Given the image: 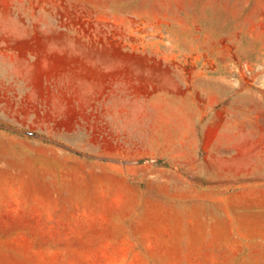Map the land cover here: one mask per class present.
<instances>
[{"label":"rangeland","instance_id":"obj_1","mask_svg":"<svg viewBox=\"0 0 264 264\" xmlns=\"http://www.w3.org/2000/svg\"><path fill=\"white\" fill-rule=\"evenodd\" d=\"M242 91L264 0H0V124L85 153L0 127V264H212L163 193L212 184Z\"/></svg>","mask_w":264,"mask_h":264},{"label":"crops","instance_id":"obj_2","mask_svg":"<svg viewBox=\"0 0 264 264\" xmlns=\"http://www.w3.org/2000/svg\"><path fill=\"white\" fill-rule=\"evenodd\" d=\"M238 94L212 112L213 144L228 146L211 161L212 184L163 193L178 210V241L191 236L212 264H264V106L252 91Z\"/></svg>","mask_w":264,"mask_h":264},{"label":"water","instance_id":"obj_3","mask_svg":"<svg viewBox=\"0 0 264 264\" xmlns=\"http://www.w3.org/2000/svg\"><path fill=\"white\" fill-rule=\"evenodd\" d=\"M0 127L8 129V130H11V131H15V132H18V133H22V134L30 135V136H33V137L41 138V139H44V140H48L50 142H53V143H55L57 145H60V146H62L64 148H66L68 150H71V151H74L76 153L85 155V153L83 151L78 150V149L72 147L71 145L61 141V140H58L56 138H53L51 136H47L45 134H42V133H39V132H36V131H33V130H29V129L22 128V127H16V126H12V125H7V124H0Z\"/></svg>","mask_w":264,"mask_h":264}]
</instances>
